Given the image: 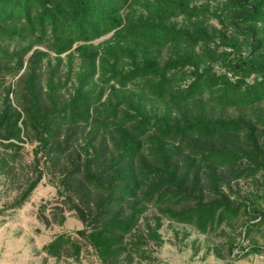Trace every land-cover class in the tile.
I'll use <instances>...</instances> for the list:
<instances>
[{"label":"trees","instance_id":"16d2710c","mask_svg":"<svg viewBox=\"0 0 264 264\" xmlns=\"http://www.w3.org/2000/svg\"><path fill=\"white\" fill-rule=\"evenodd\" d=\"M193 1L0 0V145L14 157L24 137L34 142L84 225L45 243L49 257L77 260L87 245L102 264L147 259L161 217L202 234L239 216L243 236L264 225V109L205 111L264 102V0ZM165 48L175 55L162 60ZM148 100L165 109L149 112ZM34 173L16 205L41 180ZM249 177L258 188L233 196L231 182Z\"/></svg>","mask_w":264,"mask_h":264},{"label":"rangeland","instance_id":"374dc122","mask_svg":"<svg viewBox=\"0 0 264 264\" xmlns=\"http://www.w3.org/2000/svg\"><path fill=\"white\" fill-rule=\"evenodd\" d=\"M219 1L194 0L192 3L197 6L208 4L210 10H213ZM175 21L178 25L185 24L181 16ZM205 24L208 28L219 27L215 18H209ZM109 35L93 42L102 41ZM221 49L220 47L219 50ZM159 55L164 60L175 54L165 48ZM76 63L77 60L73 62L74 70L77 68ZM206 65L207 63H204L202 67ZM65 68L66 59L62 64V70ZM212 70L216 73L225 71L217 62L212 64ZM189 80L190 78L187 77L185 82ZM10 97L13 99V95ZM1 99L2 97L0 103ZM146 106L151 113L160 114L165 109L164 104L153 100H148ZM196 109L198 110L199 106ZM209 109V106L205 105L206 113L210 112L215 117L244 115L255 118L264 109V102L245 108ZM24 139L20 149H13L16 151L14 157L7 156L4 153L5 148L0 145V158L6 156L5 160L10 168L7 173H0V264H102L87 245L83 246L77 260L71 256L49 257L42 251V246L56 234L65 232L75 237L76 230L83 228L84 225L76 213L68 208L69 205L60 193L62 188L57 171L51 169L44 156L38 155L37 163L32 152L35 143L25 137ZM35 168L42 170L41 180L26 200L16 205L27 180L34 177ZM258 178H240L232 181L233 196L255 191L259 186ZM262 204L264 206V202ZM57 214L64 215L62 223L59 222ZM145 214L151 220L155 211L149 208ZM161 221L162 225L159 229L161 242L147 241L149 257L142 260L134 259L132 264H236L239 260L254 261L256 258L264 262V258L258 256L264 254V225L254 227L249 236H243L245 216L223 223L210 234L199 233L193 226L171 221L165 217H161ZM143 225L142 220L138 229L144 228ZM253 246L258 247L257 252H251L246 256L235 253L236 250L242 251L243 248Z\"/></svg>","mask_w":264,"mask_h":264},{"label":"crops","instance_id":"0c3cea01","mask_svg":"<svg viewBox=\"0 0 264 264\" xmlns=\"http://www.w3.org/2000/svg\"><path fill=\"white\" fill-rule=\"evenodd\" d=\"M258 256L264 258V254H260ZM236 264H264V262L260 261V260H258V258H256L254 261L239 260Z\"/></svg>","mask_w":264,"mask_h":264},{"label":"built area","instance_id":"2783aa9c","mask_svg":"<svg viewBox=\"0 0 264 264\" xmlns=\"http://www.w3.org/2000/svg\"><path fill=\"white\" fill-rule=\"evenodd\" d=\"M235 253H238V255H239V254H241L239 250H236V252H235Z\"/></svg>","mask_w":264,"mask_h":264}]
</instances>
